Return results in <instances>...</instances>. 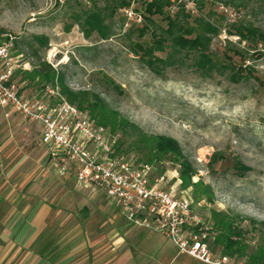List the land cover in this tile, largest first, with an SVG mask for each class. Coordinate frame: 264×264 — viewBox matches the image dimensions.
<instances>
[{
  "label": "rangeland",
  "instance_id": "obj_1",
  "mask_svg": "<svg viewBox=\"0 0 264 264\" xmlns=\"http://www.w3.org/2000/svg\"><path fill=\"white\" fill-rule=\"evenodd\" d=\"M119 6L114 15L105 0H71L62 7L54 0H0V27L5 37L14 40V54L21 61L36 64V58L51 63L65 75L67 87L75 92L88 91L98 95L122 117L150 135L170 137L177 141L182 156L196 171L192 184L182 187L178 161L173 156L152 158L142 152L129 150L153 167V177L165 175L169 185L192 201L193 208L203 219L211 211H222L238 217L247 246L242 260L264 247V43L243 42L229 36L232 25L215 11L220 0H196L198 16L219 27L212 38L210 51L226 61L232 56L235 65H242L250 74L238 82L225 76L202 77L190 66L167 69L156 76L131 50L133 44L151 43V32H158L165 23L153 18L148 32L139 38L131 29H123L124 18ZM143 10L142 0L134 4ZM99 11L112 35L100 40L95 34L86 38L82 24L85 14ZM239 23L251 24L264 32V0H249L238 10ZM35 37L48 40L39 49ZM39 49V50H38ZM38 50L37 55L33 54ZM237 51L240 56H234ZM164 57V54L157 53ZM16 82L22 75H18ZM19 83V82H18ZM23 93L33 94L30 81ZM5 117L14 115L2 111ZM18 124L29 129L20 122ZM130 139L126 138L129 147ZM88 195L89 207L116 212L115 203L95 187H82ZM171 248V247H170ZM171 264H201L188 257Z\"/></svg>",
  "mask_w": 264,
  "mask_h": 264
},
{
  "label": "built area",
  "instance_id": "obj_2",
  "mask_svg": "<svg viewBox=\"0 0 264 264\" xmlns=\"http://www.w3.org/2000/svg\"><path fill=\"white\" fill-rule=\"evenodd\" d=\"M68 1L54 0V6L60 8ZM128 1L131 5L120 11L125 30L143 24L142 11L134 8L138 0ZM166 1L170 16L181 10L198 16L196 0ZM215 11L230 24L241 19L237 9L223 3ZM13 40L8 36L0 43V109L16 114L25 126H39L40 143L58 175H71L78 187L103 192L128 224L165 237L177 255L201 264H251L216 251L211 220L195 212L192 201L169 185L170 178H154L151 164L125 153L119 133L96 124L87 112L68 103L56 82L38 93H23L13 76L26 64L14 54Z\"/></svg>",
  "mask_w": 264,
  "mask_h": 264
},
{
  "label": "crops",
  "instance_id": "obj_3",
  "mask_svg": "<svg viewBox=\"0 0 264 264\" xmlns=\"http://www.w3.org/2000/svg\"><path fill=\"white\" fill-rule=\"evenodd\" d=\"M80 189L71 175L57 174L40 143L39 126L21 127L15 114L5 117L0 109V264H171L180 259L168 239L128 224L118 208L91 209Z\"/></svg>",
  "mask_w": 264,
  "mask_h": 264
},
{
  "label": "trees",
  "instance_id": "obj_4",
  "mask_svg": "<svg viewBox=\"0 0 264 264\" xmlns=\"http://www.w3.org/2000/svg\"><path fill=\"white\" fill-rule=\"evenodd\" d=\"M126 1L128 0H105V8L111 7L109 15L113 16L119 6L127 5ZM220 1L239 10L241 7L244 8L249 0ZM142 6L143 24L128 31L129 33L136 32L137 36L142 38L148 32L149 25H153L154 17H160L165 23V27H160L158 32H151L152 41L150 44H133L131 50L134 54L139 55L142 62L156 76L162 77L169 68L188 65L204 78H210L215 74L225 76L230 82L238 83L244 78L245 72L247 75L252 72L250 68L246 71V68L242 65H235L232 56L225 55L226 61H219L214 57L210 51V44L212 38L217 36L220 30L218 26L209 20L202 16H191L183 10L177 12L174 16H170L165 10L166 0H142ZM239 21L232 25L231 31H228L229 36H235L237 40L243 42L264 43V32L251 24L239 23ZM80 26L86 38H90L95 34L100 40H107L112 35L109 27L104 23L103 15L99 11L85 14ZM3 34L4 31L0 27V36ZM34 41L40 50L48 45V40L43 37H35ZM38 50H34L33 54L37 55ZM157 53L165 56H159ZM233 55L240 56V53L234 51ZM25 62L22 61L23 64ZM19 74L22 76L18 83L15 80L19 78ZM13 81L18 85L30 81L36 87L34 93L40 92L45 85L56 82L62 96L68 103L81 111L87 112L96 124L108 128L111 132L120 134V146L125 153L132 154V152H129L131 148L134 151L144 153L150 159L173 156L178 161L181 186L189 187L193 185L192 179L197 173L192 165L183 158L181 148L176 140L143 132L117 111L111 109L96 94L88 91L75 92L70 90L66 85L65 75L54 69L51 64L37 57L36 64L31 65V69L28 71L18 70L13 76ZM126 138L130 139L129 147L126 145ZM132 155H135V153ZM200 184L196 183L193 187L196 188ZM210 220L212 222L213 248L229 257L241 259L247 250L244 242V231L240 225L242 220L228 213L215 210L211 211ZM247 262L264 264V247L251 252L248 255Z\"/></svg>",
  "mask_w": 264,
  "mask_h": 264
}]
</instances>
